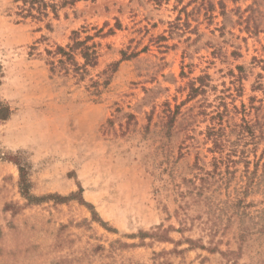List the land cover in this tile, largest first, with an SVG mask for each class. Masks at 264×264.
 Here are the masks:
<instances>
[{"label": "rangeland", "instance_id": "1", "mask_svg": "<svg viewBox=\"0 0 264 264\" xmlns=\"http://www.w3.org/2000/svg\"><path fill=\"white\" fill-rule=\"evenodd\" d=\"M15 11L0 0V264H264V0ZM74 31L98 53L83 75L51 69Z\"/></svg>", "mask_w": 264, "mask_h": 264}, {"label": "trees", "instance_id": "2", "mask_svg": "<svg viewBox=\"0 0 264 264\" xmlns=\"http://www.w3.org/2000/svg\"><path fill=\"white\" fill-rule=\"evenodd\" d=\"M79 0H13L16 6L15 14L22 18H33L36 20H42L50 15L52 12L55 16L58 15V9L60 7H65L68 5H74ZM73 34V43L68 44L67 47L58 46L55 51H48L50 54H56L60 57L57 61H52V70H55L56 65L55 62L59 65L65 66L67 70H74L75 72L83 73L87 70L88 65H95L98 61V53L95 48L89 45L87 41L92 37L87 36L85 40H80L76 35L78 31H74ZM79 51V53H77ZM83 59V61L80 60ZM72 68V69H71ZM2 70V65L0 63V71ZM1 84V81H0ZM12 114V108L8 103L3 101L0 98V121H6L10 118ZM214 134L215 130H212ZM217 134V133H216ZM215 145L218 144V139H213ZM20 168L21 178L23 179V168ZM24 189V188H23ZM29 198L43 199L45 197H32V195H28ZM55 198L59 200H69L73 199L71 195L62 196L55 195Z\"/></svg>", "mask_w": 264, "mask_h": 264}]
</instances>
